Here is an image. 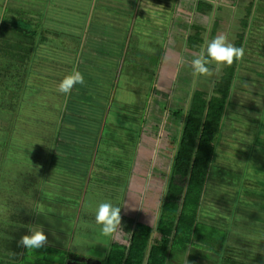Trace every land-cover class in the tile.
Here are the masks:
<instances>
[{"label":"trees","instance_id":"obj_1","mask_svg":"<svg viewBox=\"0 0 264 264\" xmlns=\"http://www.w3.org/2000/svg\"><path fill=\"white\" fill-rule=\"evenodd\" d=\"M0 4V57L2 58V61L0 60V107L2 108L0 109V118L2 119L0 120V143L5 154L11 152V149H16V146L19 147L16 145L14 137L17 138L21 130V125L17 122L20 118H22L24 124H30L38 130L42 127L54 126L56 129L61 119L69 122L79 121L76 118L78 115L75 111V108H78L76 107L78 103L90 105L91 111L88 112L92 113V116L97 115L98 112H93L96 108L100 113L104 112L105 119H108L111 113L117 115V107L121 111L124 109L126 98H122V94H119L115 99L112 95H109L108 89L114 86V74L115 77L119 78L129 76L124 74L125 68L120 69V65H124L122 62L129 61L133 65L138 61H143L138 60L139 56H150L148 48L140 45L143 43L135 31L127 32L126 37L128 38L124 41V44L117 43L113 36L106 38L107 35H103L99 28L93 27L96 23L94 14L86 13L84 15V13H81L77 15L75 9L68 12V8L63 7L59 0H0ZM42 7H45L44 10ZM261 7V5L250 6L247 18L242 20L243 33L239 34L235 46L244 48V57L240 60H234L231 66H224L220 78L213 81V84H215L209 92L194 86L195 77L193 76L191 60L200 52L205 41L218 34L219 26L223 21L222 17L217 15L211 25L205 23L207 16H211L215 10L212 4L205 2L198 7L197 20L191 25L184 40L188 56L185 53H181V55L182 58L186 56L184 58L187 62V68L184 67L186 72L177 71L173 79H167L161 76L158 70L137 63L136 66L141 68L140 71L142 70V72L136 77L138 79L136 85H138V88L146 87L147 89L151 85L150 89L154 90L153 99L157 94L163 92L160 90V86L172 90L171 95H166V100L173 99L176 97L174 91L178 83L182 85L181 88L185 96L181 93L180 97L176 98L181 106L170 107L167 104L168 101L164 103V101L156 99L159 109H161V105L165 107L166 104V107L161 109L162 111L160 110L162 113V115L161 113L159 115L160 119L158 116L155 117L156 123L165 119L168 123L167 126L179 128L180 136L171 159L166 197L156 227L153 228L142 220L138 221L136 227L133 228L128 244L121 243L118 240L113 241L110 248L106 250L108 254L102 259V264H171L176 260L179 262L188 261L190 256H201L211 260L214 264H264V230L254 234L253 241H251L249 234H244L243 231L235 230L232 227L233 225L236 228L240 227L239 223L241 221L239 219L241 218L243 221L245 216L246 218H253L255 215L264 220V205H262L264 204V194H259L263 192L261 189L264 188L258 187V182L250 185L252 189L249 192V190H243L241 187L236 188L234 180L230 192V201L227 203L226 211L221 212L222 217L218 220V223L210 224L208 221L204 222V220L199 219V209L202 198L206 193L207 180L218 158V148L223 139L224 127L227 125L225 122L228 118L226 116L227 111L233 103L231 98L234 90H237V88L243 89L237 84L240 80L238 76L239 69H241L240 64L242 60L247 59L245 48L247 40L248 38L249 41L252 39L253 29L264 27L262 21L264 19L258 17V15H261ZM55 9L56 12L64 13L62 15L56 13V19L59 20L54 30L46 26L45 22L54 20L53 12ZM208 12H210V15L207 14ZM254 22L257 23L252 25L251 23ZM255 25L259 28H254ZM261 31L264 33V29H261ZM55 36L60 39L57 43L53 41ZM176 39L175 36L174 39H169V41L174 43ZM132 40L135 43L131 44ZM56 45L64 46L62 48H64V51L69 52V59L73 58L75 62L67 64V67L71 70L67 68L66 74L73 69L80 70L82 66L83 71L81 72L85 83L83 85L77 84L68 95L61 93L63 101L59 108V116L56 122L52 123L41 118L40 113L43 110L24 111L22 106L34 110V108H39L42 105V103H38L42 93L44 94L42 90L47 94H52L42 88L41 85L35 84L36 74L39 70L34 69L31 64L37 55L43 57L40 61L44 60L42 46L50 51L51 47L55 48ZM133 47L134 50L132 51ZM124 52L126 55L122 54ZM116 55L123 56L125 59L118 63ZM114 56L116 57L112 60L110 57ZM4 58L10 63L5 62ZM160 61L161 59L157 57L152 65L156 67ZM113 64L115 68H113ZM84 66H89L91 70L86 72ZM182 66L183 64H181ZM100 67H103V69ZM209 67L213 68L214 65H209ZM144 71L147 72L145 73L146 76H142ZM117 87L122 88V83H118ZM117 92L119 93L121 90H117ZM99 93H107L109 97L99 101L95 98ZM121 107L123 108L121 109ZM152 109L157 108H151L150 112H152ZM137 113H134V116ZM123 118L133 121L132 117H130L131 120L126 116H123ZM88 119L94 120L93 117ZM105 119L103 121L104 131L107 127L111 128L110 124L108 125L105 122ZM251 119L254 120L252 117ZM152 122L155 123L154 119L149 122L150 125ZM238 130L240 131V129ZM263 134L254 132L253 141L249 145L256 146L257 149L263 147L264 153ZM58 135L59 133L56 131L53 137L56 138ZM240 142L245 143L243 137ZM21 146V148L25 147ZM128 158L131 159L129 162L133 170L131 172L129 167L128 171L133 174L134 178L137 175L136 178H142L140 170H138L140 165L138 159L144 161L143 168L145 170L150 168L147 164L149 159L142 155L139 148L136 150V147H134L133 152L124 154V159L120 160L125 162ZM256 159L259 158L255 157ZM115 165L120 166V161L117 160ZM125 174L127 175V173ZM165 174L168 175V173ZM226 175L229 176V173H226ZM250 182H255V178ZM222 183L228 184V186L231 185L226 176ZM245 212H249L250 215H245ZM228 226L233 231L230 232ZM232 234L242 235L243 240L232 239ZM260 238H263L262 242ZM255 241L261 247L259 245L257 247ZM21 250L22 248H16L10 250L9 254L2 253L3 257H0V263L19 264L18 261L14 262V260H18L21 256L25 260L24 264H59L57 260L53 261V259L47 257L60 253L62 254V261L66 262L65 264H71V261L67 262L70 259L69 255L54 250L50 246H45L43 250L46 252L44 253L40 250L24 249L20 255ZM8 257L13 258V260H8ZM77 260L78 263L83 264H101V259H97L96 263H94V260L90 262L79 261L80 258H77Z\"/></svg>","mask_w":264,"mask_h":264},{"label":"crops","instance_id":"obj_2","mask_svg":"<svg viewBox=\"0 0 264 264\" xmlns=\"http://www.w3.org/2000/svg\"><path fill=\"white\" fill-rule=\"evenodd\" d=\"M59 2L63 7L66 6L68 8V12L75 9L77 15L81 13H84V15L86 13L94 14L96 23H94L93 27L99 28L103 35H107L106 38L113 36L117 43L124 44V38L129 31H135L141 41L148 36L145 34L144 29L149 28L150 25L165 28L164 37L162 38L163 42L158 48L160 51L163 47L165 48L164 53L161 56H157L161 59L159 65L156 66L159 74H161V70L164 68L167 55H172L171 53L176 51L179 53L180 59L182 58V52L176 47L179 46L177 42H165L166 39H174L175 36L179 38L181 35H186L187 37L191 25L197 20V9L203 3L212 4L215 9L213 14L209 17L207 16L205 20V23L209 25L214 22L217 15L220 16L225 11L228 14V18L227 20L223 19L222 23L226 22L228 25L234 22L238 23L236 17L239 15L242 20L247 18L250 6L256 7L264 4V0H59ZM226 7L230 9V12ZM207 14L210 15V12ZM242 20L238 23L239 25L243 22ZM254 28L259 27L255 25ZM261 29H264V27ZM261 29H253L252 31H257L260 34L263 33ZM56 39L58 38L55 36V39H53L55 43L60 40ZM258 44L264 47V44ZM183 45L186 47V44ZM100 68L103 69V67ZM99 71L102 73L100 69ZM109 75L111 76L110 73ZM113 79L114 86L109 87L108 90L110 92L109 95L117 99L119 94H123V85L126 83V89L130 84L126 82V79L122 88H119L117 87L118 79L115 77V74ZM118 83H122V80H119ZM211 84L212 81L210 79L207 80L206 85H204L203 81V86L205 87L211 86ZM97 87L100 88L98 85ZM117 90H121V92L118 93ZM114 92L116 93L114 94ZM109 95L107 93H99L95 98L103 101ZM124 98H126L125 95ZM77 107L75 111L78 115L76 118L79 121L69 122L67 120L62 121L61 119L56 128V131L59 133L56 138L51 136V138L47 139L46 136H43L41 134L42 130H47V128L42 127L39 130L37 129L38 131L36 132L32 129L30 130L32 134L29 136H32V140L26 144L23 142V146H25L23 148L18 145L20 148L16 146V149H11V152L9 151L5 154L0 143L1 253L5 252L1 250V241L3 236L7 237V229L4 226V222L12 218L13 227L17 230V215L13 214L14 209L9 208L8 205H30L28 211L34 215L33 219L36 218L34 221L24 220L27 226L22 227L24 231L21 234H26L27 229L33 224L44 225L46 232H48V227H51L52 224L59 225L58 222L63 219V229H60L59 239L57 238L54 241L49 240V246L54 250H59L69 255L70 259L67 262L71 261V264H83L77 262V258L79 259V257L80 260H84L85 262L88 259L89 261L94 260V263H96L97 259H101L100 256L85 257L84 253L87 250L85 246L88 245L87 241H84L87 240L85 233H89V231L85 232V229L94 227L99 229L100 225L95 222V207L99 203L109 202L112 196H114V199L112 198L113 201L110 202L114 206L121 208V226H123V229L131 230L129 229L133 225L131 221H136L137 225V222L140 220L153 228L156 227L161 216V207L166 197L169 183L167 182L169 181V174L165 176L163 172L166 169L170 170L171 164L168 162V166H163V169L156 168L151 164L153 161L151 162L150 158L148 160L150 168L144 173H140L142 178H136L138 175L134 178L133 174L128 170H126V172L128 171V176H125L126 172H124L123 176L114 175L110 171L112 168L101 165L99 152H103V150L97 148L99 141H101V138H99V127L95 129L94 121L90 119H88L87 123L80 121L83 110L91 111L90 105L78 103ZM96 110L98 109L96 108ZM96 110L93 112H97ZM100 116H102L104 121L105 113ZM0 120L2 119L0 118ZM113 121H116V119L110 120V127L114 123ZM229 122L224 127L223 139L227 136L225 132L229 130ZM89 124H92V126H89ZM236 130L239 133V130ZM89 131L92 132L91 135L88 134ZM38 132L40 133L37 137L33 138V134ZM104 132L103 128L101 134ZM41 139L49 143L45 147L44 144L38 145L36 142ZM235 139L237 140V138ZM222 142H220L218 158L208 177L206 193L202 198L199 209V219L204 220V222L208 221L210 224H217L218 220L222 217L221 214L225 210L222 211L219 207H210L208 198L212 200L219 196H222L221 200L226 198L225 195H222L224 192H221L225 191V188L228 186V184L222 183L225 176L228 181L230 180L231 184L227 188L229 190L227 194L230 198L232 182L237 179L229 171L224 170L218 162L219 158L226 156V149L223 145L224 142L223 144ZM257 150L255 148V151ZM142 155L144 157L149 156L145 150L142 152ZM86 166L88 169L85 168ZM217 170L223 174L221 177L218 175ZM81 172H84V180L81 178ZM226 173H229V176ZM79 178L81 179V183H78ZM257 182L259 185H263L262 187L264 188V183L258 180ZM138 204L143 206V210L139 215H136L137 218H131L129 214L135 213L132 205ZM39 208L42 209L44 215L48 216L39 219L40 217H38L37 213ZM79 236H81V242L76 240V237ZM107 237L109 240L108 250L111 243L118 240L117 232ZM22 250L24 249L22 248ZM22 253L23 251L20 255ZM0 257L3 256L1 255ZM11 259L13 260V258Z\"/></svg>","mask_w":264,"mask_h":264},{"label":"rangeland","instance_id":"obj_3","mask_svg":"<svg viewBox=\"0 0 264 264\" xmlns=\"http://www.w3.org/2000/svg\"><path fill=\"white\" fill-rule=\"evenodd\" d=\"M230 2V1H229ZM228 4V3H227ZM231 4V3H229ZM43 6V3L41 4ZM261 15H258V17L264 19V4L261 5ZM1 7V4H0ZM43 10L45 7H42ZM226 9H230L226 7ZM64 10V9H63ZM1 11V10H0ZM67 11V10H66ZM65 11V12H66ZM54 20L53 21H46L45 24L49 28L54 29V27L57 26L58 20L56 19V13L57 15H62L64 12H56V9L54 10ZM227 12L225 11L222 15H220L221 19L228 18ZM142 17L141 15H139ZM244 17V16H243ZM241 17L238 15L236 17V21L239 23L241 22ZM264 22V20H262ZM238 23L234 22L233 24H226L221 23L218 29V34H226L228 36V39L230 42H232L235 45V41L239 39V34L243 33V28L241 25H238ZM257 22L251 23L254 25ZM250 25V26H252ZM235 27V28H233ZM55 30V29H54ZM165 28L160 26H153L150 25L149 28L144 29V32L146 35L145 39H142L141 42L148 48L149 54L148 55H141L138 57V61L132 65V62H122L124 65H120V69H124V74H128L129 76H122L117 77L118 81L122 80V85L127 79L128 84H132V86H128V88L125 89L126 86H123V94L126 96L125 103H124V109L121 111L117 107V115H114L111 113V116L108 119H105V122L110 123L111 119H116V121H113L114 123L111 125V128L107 127L104 135L102 136L101 130L104 128L103 125V118L100 115H103L104 112H101L99 110H96L97 115H93L88 112L87 110L82 113L81 120L82 122L87 123L89 117L94 118V127L95 129L99 127V138H101V141L98 143L97 148H100L103 150V152H99L100 154V160L102 166H107L108 168L111 167L110 170L111 173L114 175H124V172L128 170L130 167V171L132 170V166L130 164V158L126 159L125 162H123L120 159H124V154H128L130 152L134 151V147H136V150L139 148L140 152L143 148L146 151V153L149 155L147 158L150 159L154 167L162 168L163 166H168V162L171 164V159L174 154V151L177 148L178 139L180 136L179 128H176L173 126L172 128L170 126H167V122H163L160 124L156 123L155 117L158 116L161 113V109L164 108V105H161L159 107L157 106L156 99L160 101H166L168 106L170 107H179L181 104L178 102L176 98L180 97L181 93H185L183 89L181 88L182 85L178 83L177 88L175 89L174 93L176 95L174 101L172 98H168L169 100H166V95H171L173 93L172 90L166 89V87H161L160 90L163 91L161 94H157L155 98L153 99V89L151 90V85L148 86V89L146 87L144 88H138V85H136V79L137 75L142 72L140 71L141 68L137 67L138 65L148 66V68H152L153 70H158L157 67H154L152 65V62L154 59L157 58V56H161L165 48L158 50L160 47L159 45L162 44V38L164 37ZM217 34V35H218ZM252 39L249 41V38L247 40L246 44V58L242 60L240 66L241 69H239L238 76L240 77V80L238 82V86L243 89L237 88V90H234V94L231 98V101L233 102L232 105L229 107V110L227 111V117L226 124L228 121V131L225 132L226 138H224L222 141V144L224 145L226 149V156L224 158H219L218 162L221 164V166L224 168V170L229 171L235 179V187H241L243 190H249L251 191L252 188H250V185H254V183L258 181L264 183V153H263V147L262 149H258L255 151L256 146L249 145L251 141H253L254 132L255 133H264V47L261 46L258 43L264 44V33L258 34V32L252 31ZM50 36V34H48ZM142 35V34H141ZM144 36V35H142ZM128 37H125V40H127ZM186 39V35H181L179 38L176 39L177 45L176 46L180 49V51L188 56L187 47H184L183 40ZM58 40V39H56ZM178 40V41H177ZM180 40H182L180 42ZM169 39H166L165 42H168ZM135 43L133 40L131 41V44ZM180 43V44H179ZM130 44V45H131ZM183 45V46H182ZM64 46H57L55 48L45 49V47L42 48V53L44 55V60H42V56H36L35 60L31 64L34 66V69L38 71L36 74V83L39 86L41 85L42 88L47 90L48 92L52 94H47L44 90V94L42 93L41 99H39L38 103H42L41 107H37L33 109L23 107L24 111H36V110H43L40 113L41 118L49 120V122L55 123L56 118L59 116V108L62 104L63 98L61 96V93L56 91V88L58 86L59 81L62 79L64 75H66L67 64H73L75 63L73 58L69 59V52L64 51L62 48ZM134 50V47L131 49ZM74 54V53H73ZM125 54L126 53H122ZM170 54V53H169ZM172 55H167L166 61L164 62V68L161 70V76L167 78V79H173L177 71L184 73L186 72L185 68H187V62L184 60L186 56L182 59L179 57L178 52L171 53ZM47 56V57H46ZM72 56V55H71ZM117 56V55H116ZM110 57L112 60L115 59V57ZM46 57V58H45ZM118 63L125 59V57L118 55ZM0 60L2 61V58L0 57ZM5 62L10 63V61ZM111 61V60H110ZM1 63V62H0ZM18 63V62H17ZM107 63V62H106ZM183 64L181 67V64ZM88 64V63H87ZM37 65V66H36ZM108 65V63H107ZM179 65V68H178ZM214 65V64H213ZM113 68H115L114 64L112 65ZM185 67V68H184ZM215 65L212 68L213 74L211 76H203L199 79H194V86L198 89L205 90L207 92L212 90V87L214 86L213 81L218 80L222 74V68L219 70V72L215 71ZM82 66L80 67L79 71H83ZM86 69V72H89L91 69L88 66H84ZM230 68V67H229ZM228 68V69H229ZM71 70V69H69ZM147 72H143L142 76H146ZM141 77V74H140ZM128 78H130L128 80ZM210 79L212 81L211 86L208 85L207 87L203 86L206 85L207 80ZM135 80V82H134ZM32 84V83H31ZM126 84V83H125ZM124 84V85H125ZM198 85V86H197ZM237 87V86H236ZM180 92V94H179ZM78 93H80L78 91ZM179 94V95H178ZM81 95V94H80ZM83 95V93H82ZM183 96V95H182ZM137 100V101H136ZM173 104V105H172ZM77 107V105H76ZM157 108L155 110L152 109V112H150L151 108ZM123 107H121L122 109ZM0 109H2L0 107ZM76 109V108H75ZM159 110V111H158ZM161 110V111H160ZM123 112V113H122ZM138 112V113H137ZM134 113H137L136 116H134ZM29 115V114H26ZM122 115V117H121ZM162 115V113H161ZM123 116H126L130 120L133 118V121L125 120ZM132 117V118H130ZM254 118L253 119H251ZM154 119L155 123H151L150 121ZM257 119V120H256ZM256 120V121H255ZM21 125V130L17 138L14 137L15 143L19 146L31 142L32 136H29L30 130H34V132L38 131L37 129L33 128L30 124H24V121H22V118H20L18 121ZM115 124V125H114ZM89 126H92V124H89ZM46 129L42 130V135L46 136V138H51L56 132L55 126L54 127H46ZM169 128V129H168ZM236 129H240L239 135L238 131ZM38 133L33 134V138H36ZM89 135L92 134L91 131L88 133ZM232 136H231V135ZM30 137V138H28ZM243 137L244 144L242 142H239L240 139ZM235 138H237L239 141H237ZM240 138V139H239ZM264 138V134L262 136ZM264 140V139H262ZM38 145L44 144V147L46 144H48V141H45L44 139L38 140L36 142ZM141 143V144H140ZM142 150V152L144 151ZM243 151V152H242ZM253 153V155H252ZM115 155V156H114ZM153 156V157H152ZM231 157V158H230ZM259 158V159H256ZM120 161V166L115 165L116 161ZM132 163V161H131ZM138 163L140 165L138 166V169H145L144 167V161L141 159H138ZM150 163V162H148ZM147 163V164H148ZM169 164V166H170ZM86 169L87 166L85 167ZM163 169V168H162ZM133 171V170H132ZM131 171V172H132ZM147 170H140V173H144ZM169 169H166L163 173L169 174ZM130 172V173H131ZM221 171H218V175L221 177L223 174L220 173ZM82 173V179L84 180V172ZM128 173V171L126 172ZM167 176L166 174H164ZM126 176V174H125ZM128 176V175H127ZM253 178H256L255 182H250L253 180ZM247 179V181H246ZM230 181V180H229ZM78 183H81V179L79 178ZM263 185H259L258 187L263 188ZM228 186L225 188V191H221L225 195L226 198L221 200L222 196L215 197L213 200L211 198H208V202L210 207H219L222 211H226V207L228 206V202L230 201V198L228 196ZM263 192H260L259 194H264ZM114 199V196H112ZM110 198V201H113V199ZM136 198V197H135ZM137 199V198H136ZM264 205V204H262ZM133 211H135L134 214H129L131 218H135L136 215H139V213L142 212L143 206L141 204L138 205H132ZM9 208L14 209L13 214L17 215V230L13 227V220L12 218H9L6 222H4V226L7 229V237L3 236V239L1 241V250L2 252L5 251V254H9L10 249H16L18 248L16 245L17 239H19L23 234H21L24 229L22 227H26L27 224L24 220H30L34 221L36 218L33 219L34 215L30 214L28 209L30 205H8ZM130 207V206H129ZM137 207V208H136ZM213 207V209H214ZM136 208V209H135ZM248 208V205L246 207V210ZM39 219H42L43 217H47L42 213V209L39 208L37 210ZM249 212H245V215H247ZM128 215V216H129ZM250 215V214H248ZM137 218V217H136ZM258 219V220H257ZM48 220V219H46ZM241 221L240 227L236 228L234 225L232 226L235 230H241L244 234L250 235V240L253 241V235L260 232L261 230H264V220H261L259 217H256L255 215L249 218L244 217V220L242 221L241 218L239 219ZM125 222V221H124ZM133 225L129 228L131 230H125L122 227L119 226L117 230V239L121 243L128 244L130 240V234L133 228L136 226V221H131ZM152 222V221H151ZM59 225L52 224L51 227H48L49 231V240L54 241L55 239H59L60 236V229L63 225V219L58 222ZM230 225V224H229ZM22 228L21 230H19ZM241 228V229H240ZM229 231H233L232 228L228 226ZM85 235L87 236V240H84L88 245L85 246L87 250L85 251L84 255L86 258L89 256H100L101 258V264L102 259L107 256L108 252L106 251L109 246V240L108 237L103 235L101 232V226L99 229L97 227L94 228H86ZM232 239L234 240H243L242 235H231ZM262 237V236H261ZM264 237V234H263ZM78 242H81V236L76 237ZM263 239V238H262ZM262 239L260 238V241L262 242ZM264 240V239H263ZM256 246L258 247V242H254ZM49 246V245H48ZM260 246V245H259ZM261 247V246H260ZM42 249H39L42 251V253L46 252ZM47 250V249H46ZM107 252V253H106ZM0 254H2L0 252ZM47 258L53 259V261H56L59 264H65L66 262L62 261V254H53V256H49ZM80 258V257H79ZM8 260L11 261V258L8 257ZM19 264H24L25 260L22 258H18ZM81 261V260H79ZM86 260V262H88ZM90 262V261H89ZM3 264V263H0ZM171 264H214L211 262V260H207L201 256H190V260L188 261H173Z\"/></svg>","mask_w":264,"mask_h":264},{"label":"clouds","instance_id":"obj_4","mask_svg":"<svg viewBox=\"0 0 264 264\" xmlns=\"http://www.w3.org/2000/svg\"><path fill=\"white\" fill-rule=\"evenodd\" d=\"M243 47H237L229 41L226 34H218L212 39L205 41L200 52L191 60L193 76L197 79L203 76H211L213 69L209 65H215V71L219 72L223 66H231L234 60L244 57ZM85 83L83 74L73 69L64 75L59 81L56 91L65 95L71 93L77 85ZM166 107V104H165ZM164 107V108H165ZM167 120L160 121V124ZM159 124V121H158ZM216 210V209H215ZM95 222L101 226V232L105 236H112L117 232L121 225V208L114 206L110 201L99 203L95 207ZM18 248L39 250L49 245V233L46 232L44 225L33 224L16 241Z\"/></svg>","mask_w":264,"mask_h":264},{"label":"bare ground","instance_id":"obj_5","mask_svg":"<svg viewBox=\"0 0 264 264\" xmlns=\"http://www.w3.org/2000/svg\"><path fill=\"white\" fill-rule=\"evenodd\" d=\"M198 183V182H197Z\"/></svg>","mask_w":264,"mask_h":264}]
</instances>
